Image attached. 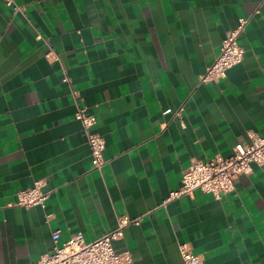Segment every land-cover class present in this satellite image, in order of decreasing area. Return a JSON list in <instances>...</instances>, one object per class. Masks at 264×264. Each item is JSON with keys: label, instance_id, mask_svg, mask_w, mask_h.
Returning a JSON list of instances; mask_svg holds the SVG:
<instances>
[{"label": "crops", "instance_id": "1", "mask_svg": "<svg viewBox=\"0 0 264 264\" xmlns=\"http://www.w3.org/2000/svg\"><path fill=\"white\" fill-rule=\"evenodd\" d=\"M14 2L0 0V264H37L54 231L58 246L92 241L124 216L140 221L113 248L134 264H181L179 243L203 264H264V164L219 198L166 200L192 159L264 137V0ZM241 17L243 60L202 82ZM78 107L104 139L101 169ZM37 182L44 207L16 205Z\"/></svg>", "mask_w": 264, "mask_h": 264}, {"label": "built area", "instance_id": "2", "mask_svg": "<svg viewBox=\"0 0 264 264\" xmlns=\"http://www.w3.org/2000/svg\"><path fill=\"white\" fill-rule=\"evenodd\" d=\"M14 10H21L14 0H3ZM249 19L241 17L238 24L222 40L220 51L213 62L206 68L201 77L202 82L218 81L226 76L231 67L241 63L244 58V50L238 43V37L244 30ZM45 57L58 60L53 52H47ZM63 82H68L64 76ZM165 112H170L166 110ZM175 117H180V109L175 111ZM85 130L91 152V162L94 169H101L104 165L102 152L104 139L101 135L91 132L96 120L88 115L85 109L78 107L75 113ZM264 164V137L258 134H250L248 142H238L228 157L215 155L213 158L202 161L192 159L186 169L183 170L180 186L171 191L166 200L174 199L182 195H192L196 190L210 193L219 198L225 193L234 190V180L240 175H247L252 171V165ZM48 194L45 193L40 183L32 187L22 189L17 193L16 205L30 207L39 205L44 207ZM139 218L119 217L115 229L104 233L92 241H85L81 232L67 239L61 246L57 245L59 231L52 233L53 249L50 253L41 255L37 264H134L128 251L117 252L113 248V241L122 236L123 229L130 224H138ZM178 251L181 264H203L200 255L194 253L188 243H179Z\"/></svg>", "mask_w": 264, "mask_h": 264}]
</instances>
